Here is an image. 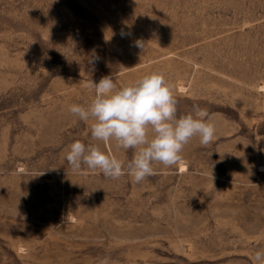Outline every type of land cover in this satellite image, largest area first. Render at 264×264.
I'll return each instance as SVG.
<instances>
[{"label": "rangeland", "instance_id": "rangeland-1", "mask_svg": "<svg viewBox=\"0 0 264 264\" xmlns=\"http://www.w3.org/2000/svg\"><path fill=\"white\" fill-rule=\"evenodd\" d=\"M152 72L178 117L207 110L213 141L140 183L73 170L76 140L125 167L138 149L93 140L70 105L104 76L119 89ZM260 250L264 0H0V264H253Z\"/></svg>", "mask_w": 264, "mask_h": 264}, {"label": "clouds", "instance_id": "clouds-1", "mask_svg": "<svg viewBox=\"0 0 264 264\" xmlns=\"http://www.w3.org/2000/svg\"><path fill=\"white\" fill-rule=\"evenodd\" d=\"M137 44L142 47L140 42ZM90 87L95 93L91 103L70 105L69 111L81 121H93L90 126L93 140L105 143L115 140L120 148L138 151L125 167L98 146L76 140L66 154L73 170L82 167L99 170L111 179L127 174L134 183H140L154 174L153 163L176 165L182 159L184 146L193 137L198 136L203 146L214 139L215 126L206 109L193 105L191 113L177 116L174 85L162 73L146 74L119 89L111 76H104L98 83L91 82ZM253 264H264V250L256 252Z\"/></svg>", "mask_w": 264, "mask_h": 264}, {"label": "bare ground", "instance_id": "bare-ground-1", "mask_svg": "<svg viewBox=\"0 0 264 264\" xmlns=\"http://www.w3.org/2000/svg\"><path fill=\"white\" fill-rule=\"evenodd\" d=\"M260 171H263V170H260Z\"/></svg>", "mask_w": 264, "mask_h": 264}]
</instances>
